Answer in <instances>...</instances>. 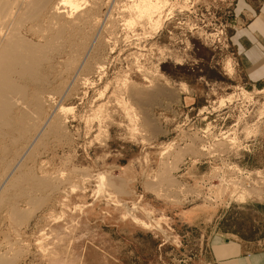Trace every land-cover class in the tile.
<instances>
[{
  "label": "rangeland",
  "instance_id": "1",
  "mask_svg": "<svg viewBox=\"0 0 264 264\" xmlns=\"http://www.w3.org/2000/svg\"><path fill=\"white\" fill-rule=\"evenodd\" d=\"M121 1L95 10L101 28L85 40L98 41L91 68L70 92L75 62L41 70L52 93L41 117L64 109L67 123L33 142L15 126L0 132L7 264H204L209 231L185 224L183 211L223 217L220 229L245 234L252 218L264 222V80L247 84L230 41L262 0H169L156 31L125 27ZM10 163L20 169L2 182ZM252 188L262 194H240Z\"/></svg>",
  "mask_w": 264,
  "mask_h": 264
},
{
  "label": "bare ground",
  "instance_id": "2",
  "mask_svg": "<svg viewBox=\"0 0 264 264\" xmlns=\"http://www.w3.org/2000/svg\"><path fill=\"white\" fill-rule=\"evenodd\" d=\"M79 1L80 0H0V132L1 130L6 129L8 131L11 129L12 131L15 126L21 131H24V133L30 131L31 141L33 142L37 141L45 132L47 133L48 130H58L67 123L66 120H61L62 118L60 119L59 116V113H62L64 109L54 115L44 118L41 117V99L50 94L52 95L51 92L49 93V91H47L50 85V82L47 80L48 74L46 75L47 77L44 74L42 75L41 70L44 68L43 66H50L55 59L60 60L63 57L66 58L65 62H68L67 64L73 65L75 62V68L71 67L73 69L71 72L74 73L75 76L73 77L75 78L66 86L67 93L70 92L72 87H74V84H76L78 77L81 75V72L90 67L91 55L94 53L93 50H96L94 47L98 42L96 41L97 37L93 39L94 37L92 36L91 41V38L89 37L90 39H88V43L85 42V40L87 39L86 34L88 35V32L97 34V32L100 31L102 16L96 14L97 11H100L97 9L100 8L99 6H101V4H104V6L108 5L112 0H88L90 2V5L88 4L90 9L87 10H81L80 7L82 5L79 4ZM120 2L122 3L121 0ZM168 2L169 0H126L124 7V3L121 6L123 9L125 8L124 10L122 9L123 17L124 15H128L130 18L128 20L127 17V23L123 20L126 24L125 27H132L136 24L139 25L138 27H143V29L144 27H147L150 28L151 31L160 30L164 19V10L169 5ZM105 16L106 14L104 17ZM108 16L106 17L109 19ZM67 17L68 19H66ZM115 28L113 29L115 30ZM77 36H81V42L77 41ZM52 54H54V57ZM94 68L95 67H93V70ZM102 69V67H97V73L99 74ZM71 72L68 71V74ZM85 80L86 78L83 80L84 83L86 82ZM28 84L34 86V91L31 95H28L26 92L27 90L25 89ZM103 93H100V95L98 93V96L102 97ZM55 95L56 93L54 96ZM27 98H30L33 101V105L35 102V110H25L26 108L28 109L29 105H26L28 102L25 103V106H27L25 109V106L22 107L24 100ZM31 100L29 102H31ZM41 106H43V104H41ZM31 108L32 107H30V109ZM15 110L20 111V116L16 121L15 118H12ZM2 134L5 135L1 132V136H3ZM22 135L24 136V134ZM19 136H21V133ZM25 148L26 146L23 149ZM5 149L3 148V150ZM14 164H12L11 169H9L10 167L7 168L8 170H6L7 172L5 171V174L3 173L4 180L2 179V182L11 179L20 167L18 166V163ZM97 178L99 179L98 181H100L99 183L103 184L105 180L104 176L99 174ZM240 194L244 196L245 194L261 195L262 193L261 191L258 192V190L252 188L247 190L242 189ZM240 197L243 198L242 196ZM0 264H7L6 259L4 258L2 260V257H0Z\"/></svg>",
  "mask_w": 264,
  "mask_h": 264
},
{
  "label": "crops",
  "instance_id": "3",
  "mask_svg": "<svg viewBox=\"0 0 264 264\" xmlns=\"http://www.w3.org/2000/svg\"><path fill=\"white\" fill-rule=\"evenodd\" d=\"M230 41L237 57L235 67L242 73L247 84L263 81L264 0L259 12L245 28L234 29ZM259 210L257 214L260 215ZM199 212L200 210H185L182 218L189 227L203 224L206 226L204 229L209 231L205 241L204 264H264V222L260 227L252 218L246 226L249 231L245 234L233 225L228 229H220L223 217L217 222L210 221ZM210 224H213L212 229L208 226Z\"/></svg>",
  "mask_w": 264,
  "mask_h": 264
}]
</instances>
